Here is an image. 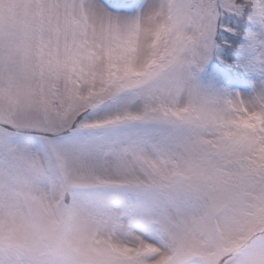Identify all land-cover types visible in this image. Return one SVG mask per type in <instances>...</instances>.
Masks as SVG:
<instances>
[{
    "label": "snow or ice",
    "instance_id": "6c2138e0",
    "mask_svg": "<svg viewBox=\"0 0 264 264\" xmlns=\"http://www.w3.org/2000/svg\"><path fill=\"white\" fill-rule=\"evenodd\" d=\"M0 264H264V0H0Z\"/></svg>",
    "mask_w": 264,
    "mask_h": 264
}]
</instances>
